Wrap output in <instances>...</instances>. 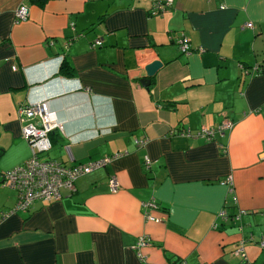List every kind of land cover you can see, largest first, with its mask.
Here are the masks:
<instances>
[{
	"label": "crops",
	"instance_id": "1",
	"mask_svg": "<svg viewBox=\"0 0 264 264\" xmlns=\"http://www.w3.org/2000/svg\"><path fill=\"white\" fill-rule=\"evenodd\" d=\"M152 2L0 0V264H264V0H172L150 14ZM28 99L60 123L41 157L126 152L60 199L4 216L17 193L1 173L30 155L18 114ZM224 115L232 127L211 138L179 132Z\"/></svg>",
	"mask_w": 264,
	"mask_h": 264
},
{
	"label": "built area",
	"instance_id": "2",
	"mask_svg": "<svg viewBox=\"0 0 264 264\" xmlns=\"http://www.w3.org/2000/svg\"><path fill=\"white\" fill-rule=\"evenodd\" d=\"M172 3V0H153L149 8L150 14L162 13ZM28 16V6L26 4L19 5L15 10L16 19H25ZM179 48L183 52L190 51L188 38L181 35L177 38ZM101 44V39L95 38L92 42ZM62 58V55L59 56ZM257 68V66H254ZM15 68V65L13 66ZM20 120L23 122L21 126V134L26 139L30 149V155L21 163L3 170L1 173V184L12 187L16 190L17 199L13 207L6 213L8 215L18 209H27L35 200H57L62 196V189H74L75 180L81 174L90 172L91 170L105 165L112 158L125 153L114 152L113 154L104 155L98 159L89 160L87 162H79L67 165L54 158H43L41 153L51 147L49 132L57 127L60 123L52 116V112L48 109L47 102L44 99H28L20 104L18 108ZM233 121L224 115L223 119L217 126L202 127L197 132H191L189 128L179 130L184 135L204 136L211 138L215 132L222 129L230 128ZM146 142V138L135 139V144L140 146ZM150 158L144 157L145 166L150 165ZM109 185L112 191L118 189V179L116 175L109 176ZM145 206L154 205L153 200L143 202ZM223 214V212H220ZM148 218H154L148 212H145ZM150 241L148 236H140L136 242V247L147 244ZM264 245V241H260ZM235 252L245 257L244 248L238 247ZM139 254L144 255L139 251Z\"/></svg>",
	"mask_w": 264,
	"mask_h": 264
},
{
	"label": "water",
	"instance_id": "3",
	"mask_svg": "<svg viewBox=\"0 0 264 264\" xmlns=\"http://www.w3.org/2000/svg\"><path fill=\"white\" fill-rule=\"evenodd\" d=\"M162 65V62L158 59L145 65V75L140 78V82L143 85H148L150 83V77L156 72V70Z\"/></svg>",
	"mask_w": 264,
	"mask_h": 264
},
{
	"label": "trees",
	"instance_id": "4",
	"mask_svg": "<svg viewBox=\"0 0 264 264\" xmlns=\"http://www.w3.org/2000/svg\"><path fill=\"white\" fill-rule=\"evenodd\" d=\"M31 3H34V4H37V5H44V3L47 1V0H29ZM72 70V66L71 64L64 59H62V63L60 65V68H59V71L60 72H64V73H70ZM261 240H259L260 242ZM264 247V245H262Z\"/></svg>",
	"mask_w": 264,
	"mask_h": 264
},
{
	"label": "clouds",
	"instance_id": "5",
	"mask_svg": "<svg viewBox=\"0 0 264 264\" xmlns=\"http://www.w3.org/2000/svg\"><path fill=\"white\" fill-rule=\"evenodd\" d=\"M62 59H63V56H62V58H59V60H60V63H61Z\"/></svg>",
	"mask_w": 264,
	"mask_h": 264
}]
</instances>
